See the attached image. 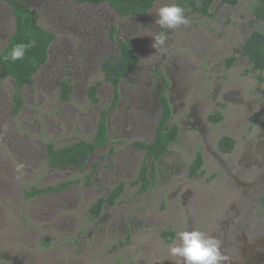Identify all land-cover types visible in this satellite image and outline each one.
<instances>
[{"label": "rangeland", "instance_id": "1", "mask_svg": "<svg viewBox=\"0 0 264 264\" xmlns=\"http://www.w3.org/2000/svg\"><path fill=\"white\" fill-rule=\"evenodd\" d=\"M22 1L55 38L48 60L21 89L23 103L16 112L15 82L0 78V264H176L169 249L180 242V233H207L226 211L242 206L236 160L232 157L227 174L206 147L215 150L218 138L227 134L241 152L258 131L264 82L240 55L252 31L254 0H237L233 7L215 0L211 15L184 11L188 23L166 30L162 50L152 48L151 36L162 31L156 23L159 9L173 0H157L144 16L130 18L119 17L106 3ZM257 26L264 33V23ZM13 28L11 8L0 1V50ZM119 37L133 40L139 61L121 80L119 101L107 114V144L91 153L83 169L50 167L49 142L61 147L94 137L101 110L112 97L101 63L117 54ZM232 53L236 61L227 67L223 60ZM164 78L172 82L168 126L178 124L180 133L152 167L151 158L133 142L153 140ZM63 80L72 84L68 100L60 98ZM96 82L98 102L92 103L87 87ZM218 112V123L208 120ZM194 117L202 130L192 126ZM199 147L203 172L190 176ZM76 178L62 191L25 196L26 189ZM119 184L115 203H104L101 214L91 218L90 206ZM166 228L174 232L171 241L163 235Z\"/></svg>", "mask_w": 264, "mask_h": 264}, {"label": "trees", "instance_id": "2", "mask_svg": "<svg viewBox=\"0 0 264 264\" xmlns=\"http://www.w3.org/2000/svg\"><path fill=\"white\" fill-rule=\"evenodd\" d=\"M8 4L14 15V28L6 44L0 50V78L10 77L16 85V91L13 94L15 101L13 112L21 107L23 101L20 94L24 85L33 82V76L40 66L48 58V48L55 38L52 31L47 30L37 23V15L33 13L27 3L22 0H0ZM78 3L100 4L106 2L120 16L130 15L141 16L146 14L157 0H76ZM174 3L183 8L184 11H193L201 15H211L210 6L214 0H173ZM221 3L234 5L237 0H220ZM257 20L264 19V0H258L253 8ZM30 40L36 41V47L26 51L22 60L11 61L5 59V56L11 51V48L17 43H27ZM118 52L115 55L105 58L101 64V70L105 81L113 84L114 92L110 106L101 110L97 123L96 133L91 140H79L61 147L55 146L52 142L47 144L46 155L48 165L56 167H75L83 169L88 157L100 146L108 142L107 114L117 104L119 99L118 83L121 77L127 75L139 61L131 41L119 39L117 42ZM243 55L247 56L251 63V69L257 71L258 81L264 80V33L257 28L249 34L243 43ZM234 56H229L223 60V63L229 67ZM99 82L91 84L87 88L88 96L92 103L98 102L97 85ZM72 90V84L67 81L60 83V98L68 100ZM162 112L155 128L154 139L149 142L135 141L133 145L144 150L145 157L151 158V165L159 159L164 153L169 151V144L178 136V124L167 126L171 116V107L166 94L161 95ZM222 119L221 112L211 114L210 120L218 123ZM234 140L228 136H222L218 141V147L221 151L230 152L233 149ZM203 159L198 150L190 163L189 175L193 176L203 172ZM148 163H143V176H146ZM92 173L87 175L86 183H90ZM78 179H68L55 185L46 187H32L25 190L27 198H33L39 194L55 193L64 190ZM147 183V182H146ZM122 184L115 186L111 194L107 197L98 198L89 208L91 218H96L101 214L104 203L114 204L122 191ZM163 235L167 241H171L174 236L173 231L163 230Z\"/></svg>", "mask_w": 264, "mask_h": 264}, {"label": "flooded vegetation", "instance_id": "3", "mask_svg": "<svg viewBox=\"0 0 264 264\" xmlns=\"http://www.w3.org/2000/svg\"><path fill=\"white\" fill-rule=\"evenodd\" d=\"M74 1L76 3H78L76 0H74ZM257 2H258V0H254L252 2V5H251V7H252L251 11L253 14V20L251 21L252 31L254 28L258 27L257 25L264 23V19L257 20L255 14L253 12V8ZM102 3H106V2H102ZM102 3H100V4H102ZM220 3H221V1H220ZM78 4H92V3L85 2V3H78ZM100 4H92V5H100ZM221 4H227L230 7H233L237 3L234 5H230L228 3H221ZM151 8L149 9V11L151 10ZM112 10L114 12H116L113 8H112ZM11 11H12V8H11ZM12 14H13V11H12ZM144 15H141V16L130 15V16H126V17L119 15V17L130 18V17H142ZM111 32H112V37H113V35L115 34V31L112 30ZM8 38H9V36H8ZM8 38H7V40H8ZM120 38L125 40V41H131L132 46H133V40L132 39L119 37L117 39V42L119 41ZM246 38H245V40H246ZM244 41L241 44L240 55L247 59L246 60L247 63H250L248 57L243 55V43H244ZM48 51H49V48H48ZM109 56H112V55H109ZM109 56H107V57H109ZM229 56H234V59L231 63V65H232L236 61V56H235V54L232 53V54L225 56L224 59H226ZM47 60H48V58H47ZM137 64H136V66H137ZM135 67L133 69H135ZM131 72L132 71H130L128 74H130ZM128 74L120 78L119 83H118V89L119 90H120L121 80L123 78H125L126 76H128ZM164 77H166V76H164ZM65 81H67V80H65ZM67 82H69V81H67ZM106 82H108V81H106ZM258 82L260 84H263L264 80L258 81ZM108 83L112 86V97H111V102H112L114 88H113V84L111 82H108ZM99 85H100V83L97 85V91H98ZM171 86H172V82L165 79V83L163 85V88L161 89V91L159 92V94L157 96L159 107L161 109L160 115L162 112V100H161L162 93L164 92L168 98V101H169V104L171 107V116H170V118L166 124L167 126H168V123H169L170 119L172 118V114H173L172 106L170 103V98L167 95V89ZM119 98H120V91H119ZM118 101H119V99H118ZM260 106H261V108H260L259 116H260L261 120H260V122H257V124H256V126H258V131L252 139H248V141L243 144L241 152L238 151V149H237L238 141L235 138H233L232 136L227 135V134H222L218 138L215 150H212L211 146H209V145L206 147L208 153H210V155L212 156V160H213L212 162H214L216 160L219 164L222 165V167H224L226 169L227 174L231 175V171L233 169V167L229 165L231 160H232V157L236 160V163L238 164V167L235 171L234 178H235L236 185L241 188V190H240L241 191V199H240L239 204H241L242 206L240 208L237 206L235 208H232L231 210L229 209L228 211H226V213L223 215V217H221V219L218 221L217 225L206 230L207 233H205L206 235L215 237L216 239H218L221 242V250H222L223 254L230 257V260L227 262V264H264V189H260L261 187H264V108H262L264 106V101L261 102ZM160 115H159V117H160ZM107 118H108V116H107ZM208 120L211 121L212 123H216V122H213L212 120H210V115L208 116ZM192 126H197L199 130H202L201 120L194 117ZM179 133H180V130H179V126H178V136L175 140L171 141L170 144L175 142L179 138ZM154 136H155V132H154ZM222 136H228L234 140V146L230 152H224V151H221L219 149L218 141ZM153 139H154V137H153ZM170 144H169V146H170ZM198 150L201 152L202 159H203L204 150L200 147L197 148L196 152ZM196 152H195V154H196ZM166 153H164L160 158H162ZM223 157H227V158H223ZM159 159H157L156 161H158ZM202 170H203V168H202ZM238 178H242V179H244V181L239 180ZM248 199H249V202H247V205L244 204V201H247ZM242 200H244V201H242ZM166 230L171 231L169 228H166Z\"/></svg>", "mask_w": 264, "mask_h": 264}, {"label": "clouds", "instance_id": "4", "mask_svg": "<svg viewBox=\"0 0 264 264\" xmlns=\"http://www.w3.org/2000/svg\"><path fill=\"white\" fill-rule=\"evenodd\" d=\"M156 23L161 26L162 31L152 37V48L164 49L167 45L168 34L166 30L174 29L188 23L184 16L182 7L176 4H165L159 9ZM36 47V41L17 43L5 56L11 61L22 60L26 51ZM179 243L170 247L169 252L177 257L176 264H227L230 257L223 254L221 242L213 236L206 235L199 230H185L179 234Z\"/></svg>", "mask_w": 264, "mask_h": 264}]
</instances>
